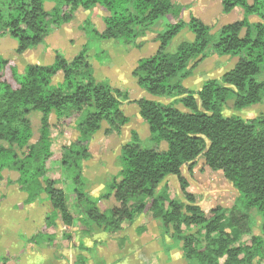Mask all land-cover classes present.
Instances as JSON below:
<instances>
[{
  "label": "trees",
  "instance_id": "obj_1",
  "mask_svg": "<svg viewBox=\"0 0 264 264\" xmlns=\"http://www.w3.org/2000/svg\"><path fill=\"white\" fill-rule=\"evenodd\" d=\"M221 6L224 13L239 7L243 16L212 32L195 15L185 21L181 17L184 7L173 0H0V37L14 39L17 53L42 44L80 7H99L105 13L102 31L90 20L83 21L88 38L70 60L56 52L49 64H27L19 70L0 55V183L3 171L17 173L8 182L16 184L22 195L18 206L46 196L55 211L46 223L58 214L64 225H74L65 190L46 176L53 114L57 124L73 123L77 131L76 139L63 146L61 163L75 185L79 231L91 235L99 228L114 233L124 223H133L136 215L150 213L162 223L165 252L178 248L189 264L264 261V117L244 120L223 114L230 98L235 110L264 98V0H221ZM249 16L258 20L250 21ZM156 25H160L157 49L137 60L132 75L148 94L177 99L168 103L146 97L136 100L149 135L141 139L136 131L131 132L119 150L118 173L108 183L107 192L93 199L77 187L82 183V160L90 156L87 142L103 123L106 133H119L129 118L121 108L128 93L95 78L88 52L93 49V59L100 63L109 61L100 41L139 47V38ZM184 29L193 39L169 50ZM208 49L237 60L220 78L206 79L197 90L190 89L183 83L192 74L188 63ZM57 76L60 80L54 82ZM33 111L40 114V126L37 139L31 142L28 115ZM199 157L206 169L221 171L237 191L228 215L221 206L204 211L186 190L182 167L191 171ZM169 175L177 178L185 202L162 195L161 182ZM110 196L117 204L101 210L97 202ZM252 209L260 219L258 234L252 232ZM226 222L229 232L224 231ZM135 230L140 233L144 226L139 224ZM165 234L172 242L166 241ZM243 234L250 235L248 244L237 243ZM29 241L51 246L55 235L40 230ZM76 247L88 250L81 241ZM74 264H87V258L79 253Z\"/></svg>",
  "mask_w": 264,
  "mask_h": 264
},
{
  "label": "rangeland",
  "instance_id": "obj_2",
  "mask_svg": "<svg viewBox=\"0 0 264 264\" xmlns=\"http://www.w3.org/2000/svg\"><path fill=\"white\" fill-rule=\"evenodd\" d=\"M173 1L184 7L181 17L185 21L188 20L190 14L195 15L210 26L212 32L222 24L239 20L243 16V11L239 7L234 8L229 13H224L221 0ZM46 5L49 7L48 3ZM104 14L99 7L91 10L80 7L74 12V16L69 22L54 29L42 44L23 53L16 52V41L14 39L8 35L1 36L0 55L19 70H22L27 64H49L53 61L56 52L62 53L70 60L77 54L88 38V32L82 26L83 21L90 20L98 30L102 31L104 27L102 17ZM249 19L250 21L258 20L256 16H249ZM159 28L160 25H156L140 37L139 42L141 45L139 47L116 44L107 40L100 41V47L109 56V61L105 60L100 63L93 59V49L88 52L95 78L107 81L111 86L125 90L128 93V99L122 100L121 108L129 118V121L121 127L119 133L115 131L106 133L107 125L103 123L102 127L87 142V152L90 156L82 160L80 171L82 183L77 187L93 199L107 192L108 183L118 173L120 169L119 150L121 145L129 140L131 132L136 131L141 139H145L149 135L148 125L138 115L136 100L146 97L168 103L177 99V97H156L148 94L136 85L135 78L132 75L137 60L156 51L158 42L155 40V36ZM192 39L193 35L187 29H184L173 39L169 50L173 51L182 41ZM236 60V57L230 55L219 56L212 49H208L204 56L199 55L189 61L188 67H192V74L185 78L183 83L188 88L197 90L204 80L220 78L224 72L233 67ZM53 80L57 82L60 80V76L54 77ZM223 114L226 116L238 115L244 120L264 117V98L260 103L241 110L233 109L232 98H230L225 104ZM28 118L33 129V136L30 141L33 142L38 137L40 114L33 111L28 115ZM49 122L51 155L46 161V176L55 179L57 185L65 190L69 209L75 217L74 225H64L58 214H52L53 218L50 224L46 223L50 218L49 215L55 212L46 196H41L24 207L18 206L22 195L16 184L8 182V180L16 179L17 173L10 170L3 171V180L0 183V263L3 258H6V264H74L75 255L78 252L76 244L80 239L90 245L91 250L88 253L93 254L95 251L93 243L95 244L96 241L105 240L102 244H106L109 249L113 247L121 248L125 242L120 235L127 237L126 233L130 234L132 232L137 234L150 232V235L153 232L162 233L161 221L152 218L150 213L136 215L133 223H124L122 228L114 233L95 228L91 236L79 231V209L73 192L75 185L70 172L64 169L61 163L63 159L62 148L76 139L77 131L73 123L57 124L53 114L50 115ZM164 146L165 144L160 147ZM182 174L188 182L186 190L194 195L196 203L204 211L207 212L212 207L221 206L225 210V215H228L231 206L236 202L238 194L221 171L206 169L203 159L199 157L191 171L183 166ZM160 191L167 200L174 199L185 202L179 182L173 175L167 176L161 182ZM97 203L101 210L117 204L113 196L99 199ZM251 215L255 217L252 232L258 234L259 216L255 214L254 209L251 210ZM139 224L144 226V230L140 233L133 228L135 226L136 229ZM40 230L55 235L53 245L40 246L29 241V238ZM224 231L229 232L227 222ZM155 237L157 236H154V240ZM165 237L168 243L172 242L168 234H165ZM249 240L250 235L243 234L239 237L237 243L248 244ZM97 250L104 255L101 245L97 247ZM172 252L175 251L172 250ZM174 260H172V264H178L179 259ZM256 263L264 264V261L259 259L256 260ZM88 264H92L91 261ZM182 264H189V262L183 258Z\"/></svg>",
  "mask_w": 264,
  "mask_h": 264
},
{
  "label": "crops",
  "instance_id": "obj_3",
  "mask_svg": "<svg viewBox=\"0 0 264 264\" xmlns=\"http://www.w3.org/2000/svg\"><path fill=\"white\" fill-rule=\"evenodd\" d=\"M133 228L135 230V226ZM126 234L127 237L120 235L121 239L124 238L125 242L121 248L113 247L109 249L106 244H102L105 240H101V242L96 241L95 244L93 243L95 247L93 254L88 253L91 250L90 245H87L86 242L80 239L79 241L83 242V245L88 250L81 251L76 247L78 249L77 254H83L87 258V264L90 261L92 264H172V260L174 259H179L178 264H182V252L178 248H173L166 252L163 249L161 232H153L151 235L150 232L140 234L132 232ZM154 236L158 238L155 237L154 240ZM99 245H101L104 255L97 250ZM172 250L175 252L173 253Z\"/></svg>",
  "mask_w": 264,
  "mask_h": 264
}]
</instances>
